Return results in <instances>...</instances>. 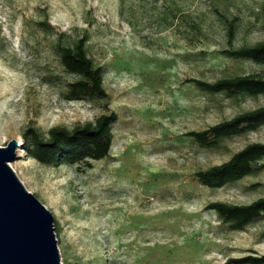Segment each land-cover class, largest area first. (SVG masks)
I'll return each mask as SVG.
<instances>
[{
    "label": "rangeland",
    "instance_id": "obj_1",
    "mask_svg": "<svg viewBox=\"0 0 264 264\" xmlns=\"http://www.w3.org/2000/svg\"><path fill=\"white\" fill-rule=\"evenodd\" d=\"M263 3L0 0V146L21 142L11 167L53 214L63 264H234L264 254V219L234 231L206 207L264 196V169L220 189L195 176L264 142V125L217 148L187 135L264 105V96L228 98L188 82L264 73L262 65L223 53L230 45L213 12L216 6L240 17L234 46L255 44L264 41ZM169 7L181 10L171 24L164 20ZM61 34L67 43L88 36L89 54L104 71L108 110L117 113L110 154L91 168L42 165L22 144L29 126L46 136L53 126L72 128L108 111L105 99L65 98L76 77L60 62Z\"/></svg>",
    "mask_w": 264,
    "mask_h": 264
},
{
    "label": "trees",
    "instance_id": "obj_2",
    "mask_svg": "<svg viewBox=\"0 0 264 264\" xmlns=\"http://www.w3.org/2000/svg\"><path fill=\"white\" fill-rule=\"evenodd\" d=\"M168 11L171 17L166 15L164 20L171 24L181 10L179 7H169ZM213 12L221 23L226 41L230 45L223 50V53L235 59L250 60L264 66V41L234 46L233 41L240 26V17L222 11L216 6H213ZM260 14L264 21V3L260 8ZM181 15L185 20L190 16L186 13ZM192 25L197 30L201 29L199 22L193 20ZM88 41L86 34L72 43L64 41L62 34L57 38L60 62L67 73L76 77L74 81L68 83L64 96L69 101L105 99L108 110L109 94L104 86V71L90 56ZM188 82L193 83L204 93L221 94L228 98L242 95L264 96V73L259 72L222 77L213 82L190 78ZM116 119L117 113L108 110L94 121L77 124L72 128L62 125L53 126L46 136L38 128L29 126L22 133V144L28 156L42 165L65 164L91 168L93 161L104 159L110 154L113 142L112 123ZM262 125H264V105L237 113L232 118L206 129L188 131L187 135L202 148H217L224 139L255 131ZM263 160L264 142H253L234 153L228 160L196 171L195 176L203 186L220 189L264 169ZM206 207L215 212L222 224L234 231H242L264 219V196L247 204L212 201ZM230 263L264 264V254L234 258Z\"/></svg>",
    "mask_w": 264,
    "mask_h": 264
},
{
    "label": "water",
    "instance_id": "obj_3",
    "mask_svg": "<svg viewBox=\"0 0 264 264\" xmlns=\"http://www.w3.org/2000/svg\"><path fill=\"white\" fill-rule=\"evenodd\" d=\"M20 145L0 146V264H63L53 214L11 167Z\"/></svg>",
    "mask_w": 264,
    "mask_h": 264
},
{
    "label": "bare ground",
    "instance_id": "obj_4",
    "mask_svg": "<svg viewBox=\"0 0 264 264\" xmlns=\"http://www.w3.org/2000/svg\"><path fill=\"white\" fill-rule=\"evenodd\" d=\"M21 143V142H20Z\"/></svg>",
    "mask_w": 264,
    "mask_h": 264
}]
</instances>
